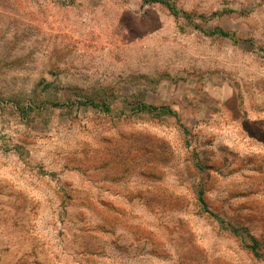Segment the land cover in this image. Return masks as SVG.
<instances>
[{
    "label": "rangeland",
    "instance_id": "obj_1",
    "mask_svg": "<svg viewBox=\"0 0 264 264\" xmlns=\"http://www.w3.org/2000/svg\"><path fill=\"white\" fill-rule=\"evenodd\" d=\"M165 1L0 0V264H264V0Z\"/></svg>",
    "mask_w": 264,
    "mask_h": 264
},
{
    "label": "trees",
    "instance_id": "obj_2",
    "mask_svg": "<svg viewBox=\"0 0 264 264\" xmlns=\"http://www.w3.org/2000/svg\"><path fill=\"white\" fill-rule=\"evenodd\" d=\"M154 2H158V3H162V4H165L169 11L171 12V14L174 16V17H177L180 15V13L178 12V10L175 8L174 5H172L170 2H167L165 0H153ZM221 34L225 37H229L228 34H225V33H222ZM168 113L172 114V111H169ZM198 201H199V208L200 210L205 213V214H209L210 216L212 217H216L215 214L211 213L210 210L208 209L205 201L203 200L202 196L199 195L198 197ZM236 235V234H235ZM250 241H251V244L249 246H247L246 248L256 257V258H259L260 257V250L264 249V242H260L258 241L257 238L255 237H251L250 238Z\"/></svg>",
    "mask_w": 264,
    "mask_h": 264
},
{
    "label": "crops",
    "instance_id": "obj_3",
    "mask_svg": "<svg viewBox=\"0 0 264 264\" xmlns=\"http://www.w3.org/2000/svg\"><path fill=\"white\" fill-rule=\"evenodd\" d=\"M256 123H260L259 121L258 122H256ZM256 141V140H255ZM254 141V138L251 136V138H250V141H249V143L251 142L252 144L253 143H256ZM257 143L258 144H262V148H260V151L264 154V141H262V140H257ZM258 157H263L264 158V156H258ZM71 198V197H70ZM93 204H94V209H97V210H101L100 212H101V214H106V213H108L109 212V209H111V208H113L114 206H113V204L111 203V202H107L103 197H98V198H96L95 200H94V202H93Z\"/></svg>",
    "mask_w": 264,
    "mask_h": 264
}]
</instances>
